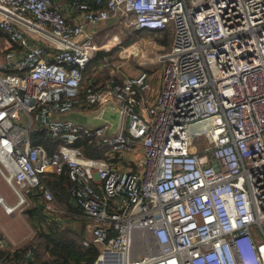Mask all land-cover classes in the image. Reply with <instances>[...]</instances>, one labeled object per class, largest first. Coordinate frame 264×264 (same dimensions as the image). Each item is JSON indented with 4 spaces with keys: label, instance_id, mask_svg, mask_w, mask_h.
<instances>
[{
    "label": "built area",
    "instance_id": "2783aa9c",
    "mask_svg": "<svg viewBox=\"0 0 264 264\" xmlns=\"http://www.w3.org/2000/svg\"><path fill=\"white\" fill-rule=\"evenodd\" d=\"M108 20L169 31L156 88L147 71L84 86L92 28ZM102 104L113 125L70 118ZM42 133L60 144L48 151ZM50 174L70 181L93 264H264V0H0V175L14 209L56 213Z\"/></svg>",
    "mask_w": 264,
    "mask_h": 264
},
{
    "label": "rangeland",
    "instance_id": "374dc122",
    "mask_svg": "<svg viewBox=\"0 0 264 264\" xmlns=\"http://www.w3.org/2000/svg\"><path fill=\"white\" fill-rule=\"evenodd\" d=\"M92 30L97 31L96 44L99 47L98 52L107 54L99 65L96 67V73L92 77H98V81L122 80L128 77H134L141 71L149 72V83L156 87L160 64L158 58L166 52L171 43V34H152L149 32L136 33L130 29H126L116 20H108L98 24ZM167 36L168 45H163L161 42ZM126 41L129 44L124 45ZM98 53H96L97 55ZM89 76L85 75L84 86L87 85ZM63 119V117H60ZM78 120V119H77ZM37 126V122L33 119L30 133ZM0 196L6 201L7 207L12 210L7 214V209L0 204V246L3 250H15L22 246H32L36 254L45 261H51L42 245L41 236H47L50 232V227L54 233L59 236H64L66 231L77 232L79 237L88 236V223L81 227L84 223H72L68 216V210L63 205H59L55 211L57 212L58 221L52 225L46 221L45 214L30 213L31 205H25L13 209L16 204V199L13 192L7 186L2 176L0 175ZM78 216H80L78 214ZM81 217H78V220ZM50 226V227H49ZM72 226V227H71ZM35 253L27 251V257L33 258Z\"/></svg>",
    "mask_w": 264,
    "mask_h": 264
},
{
    "label": "trees",
    "instance_id": "16d2710c",
    "mask_svg": "<svg viewBox=\"0 0 264 264\" xmlns=\"http://www.w3.org/2000/svg\"><path fill=\"white\" fill-rule=\"evenodd\" d=\"M152 33L156 34L151 31H139L136 33ZM169 31L162 33L167 34ZM165 40L161 43L163 45H168L167 36H165ZM130 41H126L124 45L129 44ZM169 49V48H168ZM98 54L94 56V58L88 63L85 74L90 72V69L94 66H98L99 62L107 56L104 52H97ZM37 139V137H36ZM39 144L43 145L48 151H53L60 143L57 141L51 140L48 136L44 133L39 135ZM75 146L81 150V152L89 158H103V152L99 150L95 146V141L93 143L88 144L86 140L78 141ZM46 184L50 188L53 196L55 197L57 203L59 205H63L67 208V210H72L69 207L70 204V196L68 193V188L70 186V181L65 174L61 175H52L50 174L47 179L45 180ZM69 203V204H68ZM78 213L81 212L80 209L77 207ZM38 213L42 214V210H40V206L36 205L30 209V213ZM50 227V226H49ZM54 227V226H53ZM47 234V236H41L42 245L46 253L48 254L51 261L42 260L39 254H36L35 250L32 249V246H22L15 250H3L0 246V258L9 261L10 263L14 264H93L97 255L98 250L94 246H90L88 248H84L81 245V240L83 239L82 236L79 237L77 232H68L64 236H59L58 233H54L52 231ZM27 251L35 253V256L31 259L27 257Z\"/></svg>",
    "mask_w": 264,
    "mask_h": 264
},
{
    "label": "crops",
    "instance_id": "0c3cea01",
    "mask_svg": "<svg viewBox=\"0 0 264 264\" xmlns=\"http://www.w3.org/2000/svg\"><path fill=\"white\" fill-rule=\"evenodd\" d=\"M96 34H97V31H96ZM96 67L97 66L92 67L88 74L84 73V82H85V75L89 76L88 81H87V85L94 84V83H96L98 81V79H97L98 77H96V78L92 77V75L97 72L96 71V69H97ZM154 88H156V87H154ZM70 118H72L74 121L79 122V123L81 122V123L89 124L91 126H96V125H99V124H102L103 122H105L106 119H109V109H108V106H106L105 104H102L100 106H97L95 108H92V109H89V110H85V111L75 110L70 115ZM113 124L114 123H112V125ZM130 158H132V157H130ZM34 201H38V199L35 198ZM58 206H59V204H58ZM69 207L72 210H68V216H69L70 220H72V223H80L81 220L84 221L83 217L81 216V213L77 212L78 209H77L76 206H74L72 204H69ZM40 210H43L42 206H40ZM44 214L46 215L45 216L46 221H49L50 223H52L53 226L58 221L59 217H57L58 216L57 212L54 213L53 215H49L46 212H44ZM78 214L80 216H78ZM78 217H81V218L78 220ZM86 223L87 222L84 221V223L81 224L82 225L81 227L83 228V226H86Z\"/></svg>",
    "mask_w": 264,
    "mask_h": 264
},
{
    "label": "water",
    "instance_id": "95a60500",
    "mask_svg": "<svg viewBox=\"0 0 264 264\" xmlns=\"http://www.w3.org/2000/svg\"><path fill=\"white\" fill-rule=\"evenodd\" d=\"M116 118H117L116 114L109 112V120H110L112 123L115 122Z\"/></svg>",
    "mask_w": 264,
    "mask_h": 264
},
{
    "label": "bare ground",
    "instance_id": "6f19581e",
    "mask_svg": "<svg viewBox=\"0 0 264 264\" xmlns=\"http://www.w3.org/2000/svg\"><path fill=\"white\" fill-rule=\"evenodd\" d=\"M5 207H6V209H7L8 211H11V210H12L11 208L9 209V207H7V206H5ZM13 209H14V208H13Z\"/></svg>",
    "mask_w": 264,
    "mask_h": 264
}]
</instances>
